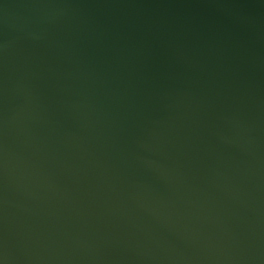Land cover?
I'll list each match as a JSON object with an SVG mask.
<instances>
[{"label": "water", "instance_id": "1", "mask_svg": "<svg viewBox=\"0 0 264 264\" xmlns=\"http://www.w3.org/2000/svg\"><path fill=\"white\" fill-rule=\"evenodd\" d=\"M0 264H264V0H0Z\"/></svg>", "mask_w": 264, "mask_h": 264}]
</instances>
